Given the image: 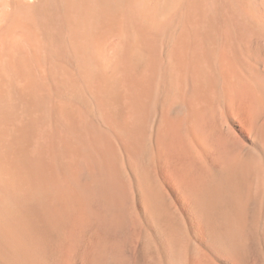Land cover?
<instances>
[{
    "label": "bare ground",
    "instance_id": "bare-ground-1",
    "mask_svg": "<svg viewBox=\"0 0 264 264\" xmlns=\"http://www.w3.org/2000/svg\"><path fill=\"white\" fill-rule=\"evenodd\" d=\"M0 264H264V0H0Z\"/></svg>",
    "mask_w": 264,
    "mask_h": 264
}]
</instances>
